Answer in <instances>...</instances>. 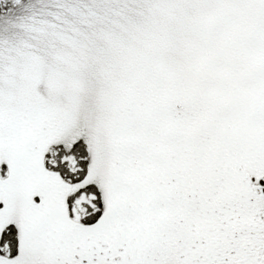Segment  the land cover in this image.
<instances>
[{
	"label": "snow or ice",
	"instance_id": "snow-or-ice-1",
	"mask_svg": "<svg viewBox=\"0 0 264 264\" xmlns=\"http://www.w3.org/2000/svg\"><path fill=\"white\" fill-rule=\"evenodd\" d=\"M0 264H264V0H0Z\"/></svg>",
	"mask_w": 264,
	"mask_h": 264
}]
</instances>
